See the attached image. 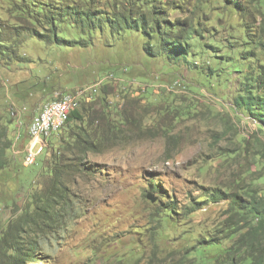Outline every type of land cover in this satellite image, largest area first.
<instances>
[{"label": "rangeland", "instance_id": "obj_1", "mask_svg": "<svg viewBox=\"0 0 264 264\" xmlns=\"http://www.w3.org/2000/svg\"><path fill=\"white\" fill-rule=\"evenodd\" d=\"M67 1L120 7V0ZM235 2L246 7L238 10ZM162 3L167 28L197 25L200 37L188 45V56H151L143 49L149 37L132 29L96 32L87 46L46 44L26 33L43 26L29 9L0 0V25L14 54H0V124L11 143L9 165L0 170V264L190 263V250L219 231L229 206L226 199H206V188L264 196V127L235 103L249 86L243 79L264 73L258 44L264 43V0ZM244 30L256 44L241 43ZM64 35L73 37L69 29ZM101 79L105 85L78 110L82 120L52 131L34 164H23L31 116L56 92ZM77 126L108 137L87 155L92 172L75 177L64 214L24 223L34 209L31 195L51 177L53 158ZM152 182L161 187L156 196ZM166 200L177 209L164 226L152 214L153 204ZM192 203L197 209L184 210ZM16 249L32 258L19 260Z\"/></svg>", "mask_w": 264, "mask_h": 264}, {"label": "trees", "instance_id": "obj_2", "mask_svg": "<svg viewBox=\"0 0 264 264\" xmlns=\"http://www.w3.org/2000/svg\"><path fill=\"white\" fill-rule=\"evenodd\" d=\"M16 1L22 7L29 9L28 16L32 17L33 22L41 21L43 24L41 30L33 29L26 33L50 45L87 46L93 44L89 37L96 32L102 36L108 31L119 34L124 29H132L141 32L143 37H149V40L144 41L143 49L151 56L158 55L160 51H174L188 56V45L200 37L197 25L193 22H185L187 28L184 24L167 28L161 15L163 5L166 6L162 3L163 0H120L118 11L111 10L110 4H106L107 8L104 9L95 8V3L92 7L81 6L67 0ZM235 4L238 10H242L241 7L245 6L243 4L241 6L238 2ZM229 5L232 6V4ZM66 29L72 32V38L64 35ZM242 41L241 43L256 44L249 38L246 30L243 31ZM258 44L264 45L262 42ZM0 47L3 49L0 54H5L7 58L13 57L8 32L2 25H0ZM110 77L112 76L108 78ZM103 82L104 80L101 79L90 86L71 90L74 93L81 90L78 105L70 109L62 125L56 130L57 133L70 121L82 120L78 114L81 104L91 98L87 95L93 94L91 92H95ZM242 82H248L249 86L241 90L243 94L235 98V103L245 107L253 119L264 127V73L259 71L254 76L249 75L248 79L244 78ZM57 93L61 92H56L52 100L56 98ZM40 109L33 117L40 112ZM70 136L71 141H63L65 144L60 145L61 154L59 157L55 156L51 162V177L42 180L41 189L31 195L34 209L29 216L24 214V223L30 224L49 215L57 216L60 212L64 214L71 201L72 185L76 183L75 177H83L92 172L87 155L99 151L108 141V137L97 136L89 126L75 127L70 131ZM10 147L6 127L0 124V170L9 165L7 150ZM149 188L155 196L161 190V187L153 182ZM203 195L206 199L213 201L228 200L229 206L225 218L216 234L198 239L195 248L190 250L195 253L190 258V263L180 258L176 264H264V196L254 191L239 194L236 191L224 192L210 188H206ZM160 196L163 195L160 194ZM164 203H166L164 206H160L158 202L153 204L152 217H157L156 222L163 221L165 226L173 222V214L177 207L172 200H166ZM195 203L184 206V210L197 209L192 207ZM15 252L19 260L23 258L22 251L16 249ZM30 258L32 256L23 259L28 261ZM165 258H168V254ZM163 259L164 255L161 261Z\"/></svg>", "mask_w": 264, "mask_h": 264}, {"label": "bare ground", "instance_id": "obj_3", "mask_svg": "<svg viewBox=\"0 0 264 264\" xmlns=\"http://www.w3.org/2000/svg\"><path fill=\"white\" fill-rule=\"evenodd\" d=\"M81 94V90H77L76 93L72 92L68 94V91H64L56 94V98L50 102L42 105L40 112L33 117V124H39L40 132H39V148L40 151L44 148V139H46L52 131H56L66 119V116L70 109L76 107L78 105L79 95ZM65 110L59 116V123L55 128H52V125H47L48 119V111L55 110L56 107H65ZM32 162H26L25 165L29 166Z\"/></svg>", "mask_w": 264, "mask_h": 264}, {"label": "built area", "instance_id": "obj_4", "mask_svg": "<svg viewBox=\"0 0 264 264\" xmlns=\"http://www.w3.org/2000/svg\"><path fill=\"white\" fill-rule=\"evenodd\" d=\"M73 90V89H72ZM71 93V90L68 91V94ZM65 107H56L53 111H48L47 125H52V128H55L59 123V116L65 110ZM39 124H33V115L30 118V121L27 125V135H28V145L24 152L23 164L25 162H32L34 164L35 157L39 154L41 148H39Z\"/></svg>", "mask_w": 264, "mask_h": 264}, {"label": "water", "instance_id": "obj_5", "mask_svg": "<svg viewBox=\"0 0 264 264\" xmlns=\"http://www.w3.org/2000/svg\"><path fill=\"white\" fill-rule=\"evenodd\" d=\"M148 196V198H151L149 195H147Z\"/></svg>", "mask_w": 264, "mask_h": 264}]
</instances>
